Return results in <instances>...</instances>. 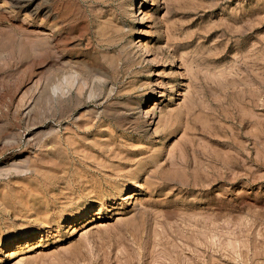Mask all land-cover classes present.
Instances as JSON below:
<instances>
[{
	"label": "rangeland",
	"instance_id": "1",
	"mask_svg": "<svg viewBox=\"0 0 264 264\" xmlns=\"http://www.w3.org/2000/svg\"><path fill=\"white\" fill-rule=\"evenodd\" d=\"M176 263L264 264V0H0V264Z\"/></svg>",
	"mask_w": 264,
	"mask_h": 264
},
{
	"label": "bare ground",
	"instance_id": "2",
	"mask_svg": "<svg viewBox=\"0 0 264 264\" xmlns=\"http://www.w3.org/2000/svg\"><path fill=\"white\" fill-rule=\"evenodd\" d=\"M142 1V0H141ZM183 223V222H182ZM225 223V222H224ZM31 236H27V237H23L21 239H27V238H30ZM211 240V239H210ZM227 242V241H226ZM229 242V241H228ZM23 243V242H22ZM186 244V243H185ZM22 245V244H21ZM231 245V244H230ZM182 246V245H181ZM21 248V247H20ZM218 248V247H217ZM202 252V251H201ZM169 255V254H168ZM184 255V254H183ZM172 256V255H171ZM209 257V255H208ZM170 259V258H169ZM214 261V260H213ZM207 262V261H206ZM205 263V262H204ZM177 264V263H176Z\"/></svg>",
	"mask_w": 264,
	"mask_h": 264
}]
</instances>
